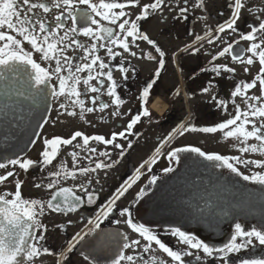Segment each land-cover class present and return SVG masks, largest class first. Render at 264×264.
Here are the masks:
<instances>
[{"label": "flooded vegetation", "instance_id": "1", "mask_svg": "<svg viewBox=\"0 0 264 264\" xmlns=\"http://www.w3.org/2000/svg\"><path fill=\"white\" fill-rule=\"evenodd\" d=\"M118 2L127 4V0H118ZM154 2L155 0H138L136 5L127 6L124 11L128 13V16L125 18L130 21L136 20V17L142 13L143 6ZM200 2L201 0H186V2L185 0H164L160 8L149 9L147 18L137 21V27L140 33L147 35L155 44H149L140 36L128 37L129 51L125 52L117 45L109 44L107 40L94 41L93 38L82 34L69 33L62 45L58 46L69 45L72 39H76L90 49L95 42L97 50L94 55H98L108 65L104 72L111 69L113 78L117 81L116 93L125 103L120 105L119 115L114 116L112 113L117 111V108L112 103L114 98L107 95L110 82L106 76L98 78L103 80V87L97 83V80L90 81L92 86L101 87L100 92L92 93L87 91L83 84V79L87 77L88 72L75 73L81 78V83L78 85L81 92L80 99L84 101L85 109L91 107L94 111L89 113L85 110L82 118L79 105L71 104V99H75L74 97H53L47 123L30 151L19 158L31 159L34 162L33 165L28 171L12 165H9L7 169H0V175L7 171H13L15 174L0 183V195L14 193L15 182L19 180L22 182L23 199L38 200L45 204L43 215H38L37 219L46 226L47 231L35 228V236L40 234L45 236V240L39 241V244L47 247L52 255L41 253L34 259V264H57V261L61 264H88V261L84 259L85 255L94 257L97 264H110L117 253V243L111 237L118 233L127 235L129 240H141L140 246L125 250L126 255L136 257L135 264H146V262L147 264H176L154 242L148 252L143 251L146 241L138 233H133L124 222L128 217L120 215L125 208L129 209L134 223L145 225L166 246L174 251H192L193 256L183 258L185 264H222V262L216 256L205 257L202 251L188 249L178 237L171 234L173 228H180L215 247H222L227 243L235 231L236 223H240L245 230L252 228L264 230V185L250 180L245 181L242 176H237L229 169L213 165L207 168L206 173L194 176L189 171L190 160L185 157L189 153H185L182 159L179 157L178 161L170 159L168 153L176 149L174 141L179 137L183 136L187 139L188 144L183 147H192L189 142L191 130L185 131L183 135L179 132L175 133L167 143L162 145L169 133L181 124L189 129L192 127L199 129L215 126L232 118L238 105V97H232V91L237 84L250 83L259 74L258 57H254L253 65L247 66L250 70L244 72L246 65L233 61L232 55L241 53L249 47L251 42L241 40L240 36L249 32L251 27H258L259 23L264 21V0H242L244 8L240 10V18L235 25L237 31L226 29L223 33L218 32L217 28L232 19L234 0H202V6L197 7L196 5ZM180 8H187V12L182 14ZM37 12L50 27L54 28V16L59 14V10L52 9L47 14L40 10ZM71 23L70 19H65V27L58 30L55 39L58 40L63 36L71 27ZM102 23L106 27H111L114 33L123 35L118 28L119 21L117 25ZM196 36H201L203 39L197 42ZM209 39H212L213 43H208ZM229 43L233 45L232 53L218 56V53ZM100 44L105 46L99 47ZM22 46L25 51L31 52L32 58L41 67L49 71L55 68L54 59H42V54L32 49L26 41ZM107 47H112L113 52L119 55L110 57ZM156 47L165 54L162 68ZM195 49L199 51L196 52ZM132 52L136 55H131ZM149 54L155 59H148ZM242 54L245 58L251 55L246 51ZM84 55V50L75 44L64 47L62 53H57L62 63L63 56L71 57L74 66L90 62V57L88 60L81 59ZM214 56L217 57L215 60H213ZM221 65L232 67L235 72L228 73L223 68H219V74L212 71L214 67ZM121 67L126 68L127 72L121 73L119 71ZM97 71H100L98 65L93 67V75ZM157 71L160 73L159 76L156 75ZM61 74L68 73L64 71ZM125 76L127 79L124 78ZM152 81L155 83L150 90L148 102L144 105L151 114L147 117L141 116V120L130 133L126 132L124 137L117 136L113 144H103L90 139L85 145L83 138L79 137L70 145L60 146L53 162L44 164L41 156L44 150V139L57 136L70 138L76 131L89 137L102 135L106 139H111L112 133L125 131L131 118L141 112L140 93L147 83ZM48 83L51 87L58 88L59 82L55 74L51 76ZM205 87L209 88L208 92L202 91ZM256 89L262 97L260 103H264V91L261 90L259 82ZM249 91L247 90V96H255ZM197 95L204 97V102L197 101L196 104H192V97L196 98ZM241 96L244 97L243 93ZM93 97H96L95 104L92 103ZM245 99L244 97V110L247 109ZM218 100H223L226 107L218 106ZM157 101H159L158 109L153 107ZM61 103L66 105L67 111L60 108ZM102 103L109 106L101 110ZM68 111H74L76 115L69 116ZM256 123L259 125L261 121L258 119ZM117 143L122 145V148H116L114 145ZM203 143L204 141L200 140V144ZM129 144L131 147H128ZM93 148L96 149L95 152L91 151ZM157 148L165 152L163 160H160V154H156ZM121 151L123 156L120 155ZM73 152L77 153L75 161L71 155ZM102 152H108L110 155L102 156L100 155ZM154 156L155 163L145 164V161H150ZM97 162L112 164V167L97 169L88 174L79 171L81 168H95ZM142 164H145L143 168H141ZM166 168H171L172 171H164ZM137 169L140 171L139 178L130 188H127V191H124L123 195L119 196V199H116L108 217L101 218L97 232H101L105 237V246L93 251L89 242L97 239L94 233L92 236H85L83 241L76 244L72 252H67L72 237L78 232L83 234L94 227L97 215L106 209L109 201L118 195V191L126 185V182L137 175ZM260 170L264 172V168ZM65 171H76L75 179L65 176ZM57 172L61 175L58 177L52 175ZM251 175L253 174L249 176ZM153 176L157 178L155 183L150 182ZM54 180L56 186L49 189L47 185ZM36 184L41 187H35ZM61 187L72 189L81 198L80 206L75 211H52L47 208V202L52 194ZM88 193L93 195L92 203H88ZM57 203L63 207L61 198L58 197L53 201V204ZM90 220L93 221L92 224L89 223ZM117 220L121 222L115 223ZM117 239L123 243L122 237ZM254 243L255 249L250 248L239 254H231L232 264H238L240 257L264 255V246H260L256 241ZM61 252L68 257L67 260L61 258ZM196 255L201 257L200 261L195 259ZM122 264H129V262L123 261Z\"/></svg>", "mask_w": 264, "mask_h": 264}, {"label": "snow or ice", "instance_id": "2", "mask_svg": "<svg viewBox=\"0 0 264 264\" xmlns=\"http://www.w3.org/2000/svg\"><path fill=\"white\" fill-rule=\"evenodd\" d=\"M186 2V0H185ZM138 0H127L126 3L118 2V0H0V82H6L8 80H14L19 86L17 89V94L24 96L27 95L32 99L40 97L45 101L49 96V85L48 82L53 74L56 75L59 82L58 88L52 87L50 95L54 98L66 97L72 98V105H79L81 109V117L83 118V112H93L94 108L88 107L85 109L84 101L80 99L81 92L78 85L81 83V78L76 76L75 73H81L84 71L88 72L86 78L83 79V84L86 86V90L92 93H98L103 87V80L98 79L99 77H105L110 82L107 87V95L113 97L112 103L116 105L117 111L112 114L119 115V107L124 104L125 101L120 98L116 93L117 81L113 78L111 69L107 72L103 70L108 68V65L101 60L98 55H94L97 50V44L94 42L89 49L86 45L81 43L76 39H72L69 45H64L63 47H58L62 45V42L69 36V33L82 34L85 37H91L94 41L107 40L109 44L117 45L122 48L125 52L129 51V44L127 42L128 37L136 38L140 36L143 40L148 41L149 44H155L154 41L150 40L147 35L140 33L137 27V21L147 18L149 14V9L156 10L161 7L164 0H155L154 3L145 4L143 6L142 13L136 17V20L130 21L125 18L128 13L124 9L129 5H136ZM83 6V7H80ZM197 7L202 6V0L196 5ZM234 11L232 13V19L224 25H220L217 28L218 32H225L226 29H231L236 32L235 27L238 19L240 18V10L244 8V3L242 0H234L233 5ZM52 9L59 10V14L54 16V28L50 27L49 24L42 18L37 10L47 14L52 11ZM119 9V11H115ZM180 12L183 14L187 12V8H180ZM97 17L99 19H97ZM71 20V27L65 31L64 35L55 39L58 35V30L65 27L64 20ZM120 30V34L114 33L111 27H106L102 22H107L109 25H117ZM130 25V27H128ZM251 27V26H250ZM211 35V32H209ZM19 37V38H18ZM203 39L201 36H196V41L199 42ZM219 39V37H217ZM241 40L251 42L246 50H242L241 53L233 54L232 60L239 62L244 67V72H248L250 69L247 66H251L255 63L254 57H258L260 64L259 74L256 75L255 79L250 83L237 84L235 90L232 91V97L244 95L245 103L247 105L246 110H241L240 106L237 105L235 109V115L232 118L227 119L224 122L218 123L215 126L203 127V128H188L181 124L178 128L173 129L172 133H169L168 138L165 139L163 143H167L171 139L172 135L179 132L183 135L185 131H200L204 133H216L217 131L223 132L225 138H234L240 144L239 151L241 153L247 152H259L264 155V103H260L262 100L261 96H247V90L255 88L257 82L262 91H264V21H261L258 27H251V30L246 34H241ZM27 42L31 45L32 49L36 52L42 54V59L44 60H55V68L52 71L49 69L41 67L33 58L31 52L25 51L23 42ZM208 43H213L212 39L208 40ZM71 44H75L77 47L82 48L85 55L81 57L82 60H88L90 62L73 65L72 58L69 56H63V63L61 58H58L57 53H62L64 47H69ZM104 44H100L99 47H104ZM156 52L160 56V67L164 66V52L161 51L159 47H156ZM196 52L199 49H195ZM233 51V45L229 43L227 47L223 48L218 53V56H224L225 54H230ZM243 51L251 53V55L245 58L243 56ZM107 53L110 57H115L119 53H114L112 47H107ZM131 55L135 56L136 53L132 52ZM217 57L214 56L213 60ZM148 59H155L151 54L148 55ZM99 67L100 71H97L93 75V67ZM29 67L31 71H29ZM74 68V71H73ZM219 68H223L225 72L234 73L235 69L232 67H227L226 65H221L214 67L212 71L219 74ZM67 71V75H62L61 73ZM121 73H126L127 69L121 67L119 69ZM159 71L156 75L159 76ZM127 79V76L124 77ZM97 80V83L101 87L92 86L90 81ZM155 81L147 83L140 93L139 100L141 101V112L133 116L130 122L127 124L125 131L119 133H112L111 139H106L102 135H97L94 137H89L83 135L82 132L76 131L71 135L70 138H61L59 136L44 139V150L41 153L43 157L44 164H51L58 154V149L62 145H70L77 138L82 137L83 143L87 145L89 140H95L103 144H113L116 137H124L125 133H130L133 127L141 120V116H150V111L144 105L148 102L150 95V90L152 89ZM21 89L23 91H21ZM203 92H208L209 88L205 87L202 89ZM215 99V97H213ZM96 97H93L92 103L95 104ZM234 102V101H233ZM218 106H225L223 100L217 101ZM61 109L67 111L66 105L61 103ZM109 105L102 103L100 109L103 110ZM67 115L75 116L74 111H68ZM259 119L261 123L257 125L256 121ZM47 123V121H45ZM249 125L251 128L249 129ZM250 139H254L259 143H247ZM116 148H122V145L115 144ZM79 147V145H77ZM131 147V144L128 145ZM95 152L96 149H91ZM161 149H156V154H160ZM181 152L195 153L204 159L214 162V167H225L231 172L235 173L237 176H242L245 181H252L254 183L264 185V172H256L253 175H243L239 169L235 166L232 161L236 164H254L257 167L264 168V160H242L240 157L236 156H225L216 153H206L202 151L199 147H184L176 148L168 153L170 159L179 160L178 154ZM73 160H76L77 153L73 152L71 154ZM102 156H109L108 152L100 153ZM123 156V152L120 153ZM218 162V163H216ZM31 159H12L6 158L5 162H0V169H7L9 165L19 166L20 169L28 171L33 165ZM155 163V156L151 158L150 161H145V164L150 165ZM141 165V168L145 166ZM112 164H105L103 162H97L95 168H81L79 171L84 174L90 172H95L97 169L111 168ZM149 170H151L149 168ZM166 172L172 171L171 168L164 169ZM15 174L13 171H7L5 174L0 175V183L8 180V178L13 177ZM52 175L60 176L61 173H53ZM65 176H71L73 179L76 177V171H65ZM140 171L137 169V175L133 177L130 181L126 182V185L118 191V195L109 201L105 210H102L96 217V222L93 228L88 229L86 232L76 233L72 237L67 247V252H72L76 244L80 243L85 239V236H92L94 233L97 237L96 240L89 242L92 246L93 251L98 248L102 249L104 245L105 237L101 232H97L100 228L101 218H107L109 213H111L116 199L123 195L127 188H130L132 183L139 178ZM156 177L153 176L151 183H155ZM91 183V181H89ZM22 182L16 180L15 182V192L5 193L0 195V264H34V259L40 256L41 253L52 255V252L47 248L39 244V241H44L45 236L40 234L39 236L32 235L33 228L44 229L47 231L46 226L41 224L37 216L43 215L45 204L38 200H26L22 198L21 193ZM56 186V181L50 182L47 187L52 189ZM35 187L39 188L41 185L36 184ZM85 191H87L85 189ZM143 189L141 190V194ZM12 197V198H8ZM62 199L63 207L60 203L53 204V201L57 198ZM81 198L75 194V192L66 187L59 188L58 191L54 192L51 199L47 202V208L52 211H64L72 212L75 211L80 206ZM93 202V195L88 193V203ZM121 216H127L128 218L124 221L133 233H138L139 236L146 241L143 245V251L148 252L151 249L153 242L159 246V249L167 254L172 261L176 264H185L184 257L193 256L192 251H174L172 248L166 246L157 236L151 232L145 225L134 223L131 219V213L128 208H125L120 213ZM121 221L117 220L115 223L119 224ZM90 224L93 221H89ZM171 234L179 238V240L187 245L188 249H195L198 252L202 251L205 257L216 256L222 264H232L230 261L231 254H239L242 251L248 249H255L256 244L254 241L258 242L260 246H264V230H258L252 228L251 230H245L240 223L235 224V231L230 237V239L222 247H215L205 243L202 240L197 239L195 236L190 235L182 231L180 228H173ZM122 237L123 243H120L117 239ZM29 239L33 242L29 243ZM113 241L117 243V253L114 259L110 261V264H122L123 261L129 262V264H135L136 257L133 255H126V249H135L141 245L140 239H131L125 234L118 233L111 237ZM63 260H67V256L63 252L60 253ZM84 259L88 261V264H97L94 257L90 255H85ZM155 259V258H153ZM197 261L201 260L199 255L195 256ZM57 264H61L57 261ZM147 264V262H146ZM238 264H264V255L256 256L249 255L247 258L240 257Z\"/></svg>", "mask_w": 264, "mask_h": 264}, {"label": "water", "instance_id": "3", "mask_svg": "<svg viewBox=\"0 0 264 264\" xmlns=\"http://www.w3.org/2000/svg\"><path fill=\"white\" fill-rule=\"evenodd\" d=\"M48 85L49 96L45 101L40 97L18 95L19 86L14 80L0 82V162L23 157L36 142L52 107V87ZM35 232L33 228L32 235ZM32 242L29 239V243Z\"/></svg>", "mask_w": 264, "mask_h": 264}, {"label": "rangeland", "instance_id": "4", "mask_svg": "<svg viewBox=\"0 0 264 264\" xmlns=\"http://www.w3.org/2000/svg\"><path fill=\"white\" fill-rule=\"evenodd\" d=\"M253 90H250L253 92L255 96H259L258 90L255 88H252ZM249 91V90H248ZM249 91V92H250ZM196 98L192 97L191 103L196 104L197 101L199 103L204 102L205 98L201 97L199 95L195 96ZM208 98V97H207ZM206 98V99H207ZM237 104L240 106L241 110H244V97L238 96V102ZM235 113L232 114L234 116ZM258 120V119H257ZM251 126H249V129ZM189 142L192 145V147H199L202 151L206 153H216L220 155H225V156H236L240 157L242 160H264V155L261 153H252V152H247V153H241L239 151L240 144L238 141H236L234 138H225L223 135V132H216L212 134H201L197 131H191L190 137H189ZM200 140L204 141L203 144H200ZM247 143H256L258 144V141H255L254 139H250ZM175 148H181L183 145H187V139L186 137L183 138V136L179 137L174 141ZM160 147V146H158ZM184 148V147H183ZM161 152V151H160ZM187 152H181L178 154V156L182 159L184 154ZM165 152L162 150L160 153V160H163ZM185 157L189 158V171H191V174L194 176L201 175L203 173L207 172V168L213 167L212 165L214 162L208 161L204 159L203 157L198 156L195 153H189ZM184 157V158H185ZM232 163L235 164V166L239 169V171L243 175H250L254 174L256 172H260V168L257 167L254 164H236L235 161H232ZM179 164V163H178ZM182 169V168H180ZM164 176V175H163Z\"/></svg>", "mask_w": 264, "mask_h": 264}, {"label": "bare ground", "instance_id": "5", "mask_svg": "<svg viewBox=\"0 0 264 264\" xmlns=\"http://www.w3.org/2000/svg\"><path fill=\"white\" fill-rule=\"evenodd\" d=\"M153 107L158 109V107H159V101H157V102L154 104Z\"/></svg>", "mask_w": 264, "mask_h": 264}]
</instances>
